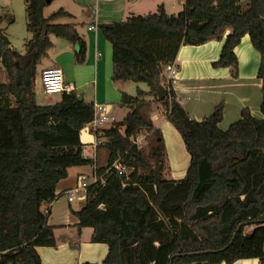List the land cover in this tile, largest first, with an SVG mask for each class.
<instances>
[{
	"label": "trees",
	"instance_id": "trees-1",
	"mask_svg": "<svg viewBox=\"0 0 264 264\" xmlns=\"http://www.w3.org/2000/svg\"><path fill=\"white\" fill-rule=\"evenodd\" d=\"M30 36L25 53L10 48L1 27L11 15L0 14V264H42L37 247L56 245L54 226L43 207L59 192L57 185L68 168L93 160L83 155V126L93 115L92 102L75 91L57 102L36 101L38 66L48 58L51 37L73 46L74 61L84 62L86 40L76 24L54 20L71 17L58 8L43 15L44 0H24ZM127 23H141L164 34L178 33L183 45L221 41L214 68H229L238 76L234 48L244 35L259 54L261 118L248 107L222 130L223 104L199 120L190 117L164 77L169 57H148L123 45L114 23H100L103 37L113 46L111 79L144 83L135 95L121 92L123 118L105 129L107 152L104 173L118 159L127 173L109 169L104 184L87 186L84 205L73 215L79 233L92 229L90 241L107 245L103 264H232L256 258L264 264V0H184L177 14L163 5L146 14L130 15ZM116 46L131 50L134 60L120 58ZM166 93L158 98V88ZM149 98V99H148ZM159 103L167 122L179 134L189 155L181 179H167L166 150L161 130L147 111ZM152 136L149 148L135 143ZM246 227H251L245 231ZM80 264H97L83 262Z\"/></svg>",
	"mask_w": 264,
	"mask_h": 264
},
{
	"label": "crops",
	"instance_id": "crops-1",
	"mask_svg": "<svg viewBox=\"0 0 264 264\" xmlns=\"http://www.w3.org/2000/svg\"><path fill=\"white\" fill-rule=\"evenodd\" d=\"M98 1L95 4V9L86 6V11H82L85 16L84 18H86L83 22L84 24L86 23V28L83 33L77 30L86 40L87 44L84 62L81 64L75 63L74 48L73 46L69 47L71 45L64 40L68 46L64 48L60 47L52 54L49 52L53 48L51 47L46 59L49 63L42 66L40 72L47 66L55 65L60 67L65 81L74 85V91L84 101L110 104L114 121L121 120L127 111L125 108V113L121 114L120 108L124 107L117 105L120 101L122 91L120 86H122L123 82L118 81L117 84L110 77L112 72L113 46L103 37L98 28V24L100 23H114L116 36L123 45L131 47L138 53L148 57H169L173 59V63L178 69L173 89L179 102L191 118L195 120L203 118L210 114L218 103L223 104V109L224 106L231 104L232 118L236 120L239 118L240 111L244 107H248L251 113L254 108L256 109L257 105L259 107V98L261 96L259 85L261 84L256 76L259 54L252 47L248 35H244L239 44L234 48L238 60V76L237 78H232L229 68H214L211 66V63L219 56L223 40H212L199 46L183 45L178 33L164 34L146 24L125 22L128 16L149 13L153 11L151 9L154 7L156 9L157 5H159L156 2L152 4L147 0H122L120 9H122L121 17H123V22L116 24L109 18L101 22L99 21L100 16L98 15V11H96V9L98 10ZM161 4L165 9V4L163 2ZM89 26L94 27L88 30ZM51 41L52 46L55 45V41ZM114 52L120 58L126 60L135 59V55H130L127 48L116 46ZM38 70L39 68L37 69V73ZM40 87L41 84H38L35 79V88H38L42 92ZM35 94L37 101L36 91ZM42 94L44 93L42 92ZM151 120L154 126L161 130L164 138L166 156L170 167V179H181L188 165L186 166L185 163L182 165V161L184 162L186 156L182 153L184 145L179 134L166 121L165 116H162L159 112L153 111ZM220 123L218 126L223 130L224 127ZM143 137H145L144 134L138 136L139 139ZM80 140L84 144L83 155L90 157L95 153L96 164L98 166L105 165L107 154L105 153L106 158L104 157L102 162H100V159L106 150L99 147L96 151L93 150L89 153L86 149L89 146L93 149L91 145L92 138L83 130H81ZM169 143L175 144L178 147L177 150L181 151L180 155L174 158L169 156ZM81 167L83 166L68 168V176L58 183L57 193L63 192L74 185L77 174L85 172L79 170ZM73 179L74 183L71 184V180ZM58 196L57 200L42 208L48 209L47 223L55 227L54 236L56 238V245L53 247L36 248L41 263L80 264L91 262L103 264L102 260L107 253V245L89 240L92 234L91 228H82L78 233L74 227L77 218L73 215V212L79 210L84 205L85 200L74 199L68 202L65 195ZM232 264H259V262L256 258H251L240 259Z\"/></svg>",
	"mask_w": 264,
	"mask_h": 264
},
{
	"label": "rangeland",
	"instance_id": "rangeland-1",
	"mask_svg": "<svg viewBox=\"0 0 264 264\" xmlns=\"http://www.w3.org/2000/svg\"><path fill=\"white\" fill-rule=\"evenodd\" d=\"M153 4V2H156V4H161L162 2L165 4V11L167 14H177L183 9V3L184 0H147ZM97 0H52L49 4H47L43 10V15L45 17H48L52 12L56 11L58 8L62 7L63 9L67 10L71 17H62L54 20L55 22H72L76 24V28L78 32H84L85 31V24L83 23L86 18H84V14L82 11H86V6H90L95 9V4ZM122 3V0H99L98 1V15L100 16L99 21L102 22L105 21L107 18L110 20H113L116 24H121L123 21L122 16V9H120V5ZM155 8V7H154ZM151 9L155 11L156 9ZM151 11V12H153ZM0 14L1 15H11L13 17V21L11 23H8L7 21H4L1 24V27L5 30L7 33L9 40H10V48L16 50L17 52L23 54L25 53V47L24 42L27 40L30 36L29 32L26 29L27 20H26V14H25V3L24 0H0ZM109 14V15H108ZM108 15V17H106ZM51 40L55 41V45H53L52 49L49 51L51 54L58 50L60 47L64 48L68 45L66 42L62 39H57L53 36H50ZM72 47V46H69ZM131 54H134L131 50H128ZM142 51V50H141ZM144 52V51H143ZM135 55V54H134ZM49 62L47 60H44L39 66L38 73L36 75V82L38 84H41L40 79V69L42 66L47 65ZM112 70V69H111ZM112 73V72H111ZM4 73L3 69L0 68V80H4ZM111 77V75H110ZM261 84V81L258 80ZM114 82V81H113ZM117 83V82H116ZM118 84V83H117ZM116 84V85H117ZM260 86V85H259ZM139 87L141 89L146 90L147 87L144 83H133V82H123L122 86H120V89H122L121 92H124L129 95H135L136 94V88ZM42 90V85H41ZM35 91L37 93V103L40 105H46V104H53L54 102H57L60 98V94H42L38 88H35ZM149 99V98H148ZM261 96L259 98V103L261 102ZM118 106L119 103H117ZM231 104H228L224 106L223 109V119L221 120L220 125L226 129L231 122H233L236 119L232 118L231 114ZM121 114L125 113V107L120 108ZM153 111L159 112L163 116L164 109L159 103H152L150 110L147 111V114L150 116L153 115ZM252 115L261 118L262 114L260 112V109L257 105L256 109H253ZM119 118V117H118ZM223 129V130H224ZM141 137V136H140ZM167 137L169 138V135L167 134ZM150 141H152V136L149 137H143L140 139L139 143L141 146H143L144 150H147L149 148ZM169 156L172 158L177 157L180 155L181 151L177 150L178 147L175 146V144L169 143ZM89 153L93 151V149L89 146L86 149ZM104 151V150H103ZM107 152H104L103 157L100 159V162L104 160V157L106 158ZM182 153L186 156V159L184 162L182 161V165L185 163L186 166L188 165V154L186 153L184 147H182ZM179 162V161H178ZM166 169L163 173L164 177L167 179L171 178V174H169V162L166 156ZM79 170L82 171H88L89 167L87 165L81 167ZM74 183V179L71 180V184ZM75 184V183H74ZM251 227H246L245 231L250 230Z\"/></svg>",
	"mask_w": 264,
	"mask_h": 264
},
{
	"label": "built area",
	"instance_id": "built-area-1",
	"mask_svg": "<svg viewBox=\"0 0 264 264\" xmlns=\"http://www.w3.org/2000/svg\"><path fill=\"white\" fill-rule=\"evenodd\" d=\"M94 26H89L88 30H91ZM178 69L176 65L172 62L166 65L164 69V77L165 82L168 86L173 88V85L176 82ZM40 79L42 85V92L44 94H62V93H71L74 91V85L72 83L66 82L64 79L63 71L60 67L52 65L43 68L40 72ZM93 115L91 120L86 123L82 130L88 133L91 138V145L93 150L96 151L97 148L102 147L103 143L107 141V137L105 135V129L108 128L114 121V118L111 114L112 107L107 103L93 102L92 104ZM140 139L137 137L135 143L140 145ZM86 157V156H84ZM90 158L93 161L88 164V171L80 172L76 176L75 184L63 191L58 195H65L68 202L73 201L74 199H84L86 195V188L88 185L93 183L104 184V173L109 169H114L118 174L127 173V167L122 165L118 159H116L110 167L104 171V173H98V165L96 164L95 153L86 157ZM59 196L55 197L50 204L57 200ZM44 213L48 212L47 208L43 209ZM0 252V256H1Z\"/></svg>",
	"mask_w": 264,
	"mask_h": 264
},
{
	"label": "water",
	"instance_id": "water-1",
	"mask_svg": "<svg viewBox=\"0 0 264 264\" xmlns=\"http://www.w3.org/2000/svg\"><path fill=\"white\" fill-rule=\"evenodd\" d=\"M52 0H44L46 4H49ZM166 93V90L164 87L160 86L157 91V95L159 99H162Z\"/></svg>",
	"mask_w": 264,
	"mask_h": 264
}]
</instances>
